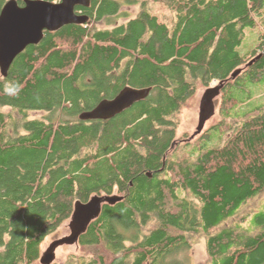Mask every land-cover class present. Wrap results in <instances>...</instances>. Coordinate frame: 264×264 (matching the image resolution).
<instances>
[{"label": "trees", "instance_id": "1", "mask_svg": "<svg viewBox=\"0 0 264 264\" xmlns=\"http://www.w3.org/2000/svg\"><path fill=\"white\" fill-rule=\"evenodd\" d=\"M168 5L170 23L145 2L118 22L120 2L90 0L86 23L45 31L0 73V264H40L45 237L94 195L122 198L85 225L76 264H187L176 255L199 237L204 264H264V203L245 210L264 193V104L233 126L177 135L199 88L222 82L244 103L264 85V31L251 53L237 49L264 0ZM126 86L150 92L110 119L79 118Z\"/></svg>", "mask_w": 264, "mask_h": 264}, {"label": "water", "instance_id": "2", "mask_svg": "<svg viewBox=\"0 0 264 264\" xmlns=\"http://www.w3.org/2000/svg\"><path fill=\"white\" fill-rule=\"evenodd\" d=\"M90 0H23L19 6L16 0H8L0 14V73L7 76L14 59L28 46L38 44L45 31H57L68 24H84L88 16L79 15L78 5L88 6ZM260 55L253 58L251 65ZM240 69L232 73L235 78ZM222 82L205 90L199 103V116L196 130L190 139L199 134L206 121L214 114V98L220 94ZM150 87H124L114 98L101 100L93 109L79 115L83 120L108 119L131 107L135 102L148 96ZM118 195H94L86 203L75 202L71 221V233L54 240L40 256V264H51L56 259L55 250L62 244L78 243L81 231L92 219L98 216L101 204L121 200Z\"/></svg>", "mask_w": 264, "mask_h": 264}, {"label": "rangeland", "instance_id": "3", "mask_svg": "<svg viewBox=\"0 0 264 264\" xmlns=\"http://www.w3.org/2000/svg\"><path fill=\"white\" fill-rule=\"evenodd\" d=\"M57 1V0H56ZM123 6L121 7V12H127L126 16H119L118 22L125 21L128 17H133L139 11L142 2H145L147 8L155 15L159 16V18L167 23H170L174 14L172 10L169 8L170 0H117ZM100 28L107 27L106 24L100 22L98 24ZM264 31V21H258L254 27H248L245 29L244 37L241 44L238 46V51L240 54L244 55L247 53H251L257 46L258 36ZM219 83L217 81L212 82L208 86L201 87L197 90L194 98L190 102V105L184 108L178 115V129L177 135L188 136L192 134L197 127L198 124V116H199V103L203 96V93L206 89L215 87ZM249 99L242 103V93H234L226 88L225 90H221L220 94H218L214 98V114L210 117L209 120L206 121L202 132L207 131L209 127L214 126L215 123H219L218 126H233L239 118H241L242 113L249 110L251 107L264 104V85H256L250 88ZM230 94L233 96V101L227 104L225 103L223 107V101ZM223 95H225L223 97ZM4 111L9 112L7 107L3 108ZM56 118L54 121H57V113H55ZM54 115V116H55ZM50 113L45 112H29V118H37V117H49ZM52 116V115H51ZM53 117V116H52ZM218 131H214L212 141L210 145H216L218 143V139L215 138L218 136ZM192 144V143H191ZM181 149L177 150V153L180 152ZM264 203V193L261 197L249 202L245 207L246 211L253 210L259 208V206ZM253 214V212H252ZM252 216H250L251 219ZM71 219L65 221L55 232L49 234L45 237L44 241L40 246V250L43 253L49 245L56 239L67 236L71 233ZM191 245L188 250L179 253L176 255V258L182 259L187 258V264H204L206 260V249H205V239L203 237H199L197 240H191ZM79 253V245L76 244H62L58 246L55 250L56 259L55 262L59 264H76V254ZM75 256V257H74Z\"/></svg>", "mask_w": 264, "mask_h": 264}, {"label": "flooded vegetation", "instance_id": "4", "mask_svg": "<svg viewBox=\"0 0 264 264\" xmlns=\"http://www.w3.org/2000/svg\"><path fill=\"white\" fill-rule=\"evenodd\" d=\"M87 7H89V6H81V7H80V5H78V6L76 7L75 11H76L77 13H80V14H83V15L88 16V15L86 14V8H87ZM88 18H89V17H88ZM5 244H6V238L3 237V244L0 245V252L4 250ZM42 254H43V253L41 252V255H42Z\"/></svg>", "mask_w": 264, "mask_h": 264}, {"label": "bare ground", "instance_id": "5", "mask_svg": "<svg viewBox=\"0 0 264 264\" xmlns=\"http://www.w3.org/2000/svg\"><path fill=\"white\" fill-rule=\"evenodd\" d=\"M7 1H8V0H7ZM16 1H17V0H16ZM57 1H58V0H57ZM17 3H18V1H17ZM18 5H19V6H22V5H20L19 3H18ZM89 5H90V1H89ZM89 5H88V6H89ZM80 7H81V6H80ZM3 8H4V6L2 7V9H3ZM2 9H1V11H2ZM1 11H0V14H1ZM76 13H77V12H76ZM77 14H79V15H83V14H80V13H77ZM68 25H69V24H68ZM51 32H54V31H51ZM43 36H44V35H43ZM111 99H112V98H111ZM119 114H120V113H119ZM117 115H118V114H117ZM108 119H110V118H108ZM82 120H83V119H82ZM90 120H93V119H90ZM96 120H105V119H96ZM202 130H203V129H202ZM201 132H202V131H201ZM201 132H200V133H201ZM193 133H194V132H193ZM200 133H199V134H200ZM195 136H198V134L195 135ZM194 138H195V137H194ZM71 221H72V217H71ZM38 264H39V263H38Z\"/></svg>", "mask_w": 264, "mask_h": 264}]
</instances>
